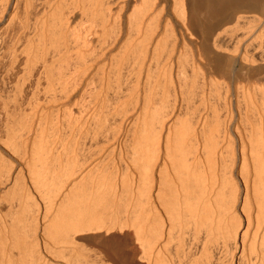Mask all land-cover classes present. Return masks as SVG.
I'll return each mask as SVG.
<instances>
[{"label":"bare ground","instance_id":"1","mask_svg":"<svg viewBox=\"0 0 264 264\" xmlns=\"http://www.w3.org/2000/svg\"><path fill=\"white\" fill-rule=\"evenodd\" d=\"M101 235L264 264V0H0V264Z\"/></svg>","mask_w":264,"mask_h":264},{"label":"rangeland","instance_id":"2","mask_svg":"<svg viewBox=\"0 0 264 264\" xmlns=\"http://www.w3.org/2000/svg\"><path fill=\"white\" fill-rule=\"evenodd\" d=\"M129 233V234H128ZM119 233H117L118 235ZM127 234L129 235V246H131L132 249H138V245H136L133 237H132V233L131 232H127ZM88 244V246H87ZM114 244L115 246L118 244H121V240L119 239L118 236H115V238H113V240H111V238H105L104 235H101L100 240L96 241L95 240L93 242H87L86 243V247H89L88 249H92V251H97L98 253H103L102 255L105 256V260L114 264V261L117 260H121V261H126V259L122 258L119 255H115V254H111L109 253V247H111V245ZM94 249V250H93Z\"/></svg>","mask_w":264,"mask_h":264},{"label":"snow or ice","instance_id":"3","mask_svg":"<svg viewBox=\"0 0 264 264\" xmlns=\"http://www.w3.org/2000/svg\"><path fill=\"white\" fill-rule=\"evenodd\" d=\"M120 239H125V238H120ZM114 264H135V262L117 260V261H114Z\"/></svg>","mask_w":264,"mask_h":264}]
</instances>
